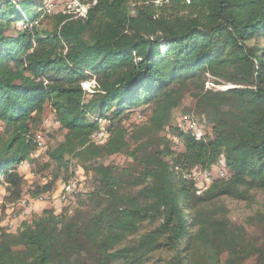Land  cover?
<instances>
[{
	"label": "trees",
	"instance_id": "1",
	"mask_svg": "<svg viewBox=\"0 0 264 264\" xmlns=\"http://www.w3.org/2000/svg\"><path fill=\"white\" fill-rule=\"evenodd\" d=\"M85 3L86 16L73 18L49 14L43 0H0L5 200L22 195L19 166L36 148L30 124L47 107L61 140L45 150L51 179L28 194H50L72 177L73 160L92 171L74 205L0 228V264H264V206L245 224L226 206L264 193V0ZM208 79L229 87L206 88ZM185 96L198 139L171 124ZM141 107L144 123L127 129ZM113 155L126 163L105 165ZM219 160L225 176L199 191L191 169Z\"/></svg>",
	"mask_w": 264,
	"mask_h": 264
},
{
	"label": "rangeland",
	"instance_id": "2",
	"mask_svg": "<svg viewBox=\"0 0 264 264\" xmlns=\"http://www.w3.org/2000/svg\"><path fill=\"white\" fill-rule=\"evenodd\" d=\"M45 2V9L48 10L47 12L49 14H67L72 7L73 3L75 0H43ZM82 2H88V0H81ZM44 25L42 26H47L51 27L50 23H43ZM21 26V25H19ZM94 83L93 81H87L83 83L84 89L91 91L93 89ZM206 88H228V85H215L212 83V79H208V81L205 83ZM193 101L191 97L185 96L182 103L180 106L176 109H174L171 117V124H175L177 119L183 118L188 114L187 111H190L192 109ZM150 113V110L147 107H141L136 110H134L131 115H130V120L128 123L125 125L127 129L133 128V125L138 124L139 126H142L144 123V119L146 116ZM142 122V123H141ZM130 124V125H129ZM173 124V125H174ZM103 125V124H102ZM31 131L35 135H39L42 140H43V145L41 148H38L35 150L31 156L30 159L27 161H24L20 164L19 166V172L23 175V178L25 180V184L23 187V194H28L31 189H33V186L36 183H44L47 182L51 179V172H52V167L50 166L49 168H44L43 165L45 162H47L48 158L46 156V148L48 147H53L56 142L61 140V133L58 129V125L55 122L54 119V113L50 108H46L43 111V114L41 116V121L37 122L35 124H30ZM4 132V127L2 123H0V134ZM132 131L129 132L128 135H130ZM96 142H101L103 141L102 139L94 140ZM174 147L179 149L180 145L176 142H174ZM126 158L123 155H113L109 157L105 161V165L111 164V163H116V164H125L126 163ZM100 163H104L103 161H99ZM96 163V165L100 164ZM221 164H216L212 168L211 171V176L209 178H216L219 177L220 172L222 170ZM71 170L73 171L72 177L68 178L66 181L71 180V179H76L78 180V184L82 186L83 191L90 189L91 184H90V178L92 171L86 172L83 167L81 166L80 162L77 160L71 161ZM191 174L193 179H195V182L198 184V186L205 185L207 184V178H205V173L203 171H200L197 168H192L191 169ZM225 174V173H224ZM61 181H64V178L60 179ZM58 181V180H57ZM57 181L53 187V193H56L59 189V186H57ZM3 193V187H0V194ZM47 202H44L45 205L41 209L43 210L44 208L48 207H53L56 212L62 211L66 205L64 203L60 202L57 197L55 196H48L47 192L44 194H41ZM55 195V194H54ZM226 206L229 209V217L230 219L238 224H245V220L247 219L248 216H251L255 210L259 209L260 207L264 206V193H257L255 195V201L252 204H247L242 201H237V200H226ZM41 210L35 209L34 205L33 207L28 211L26 214L25 218L23 220H28L32 216V214L39 213ZM22 220V221H23ZM19 220L15 221V224H19ZM3 226V225H2ZM5 227V226H4ZM249 234L251 237H257L259 231L258 230H248Z\"/></svg>",
	"mask_w": 264,
	"mask_h": 264
},
{
	"label": "built area",
	"instance_id": "3",
	"mask_svg": "<svg viewBox=\"0 0 264 264\" xmlns=\"http://www.w3.org/2000/svg\"><path fill=\"white\" fill-rule=\"evenodd\" d=\"M48 1V0H46ZM90 7V3L82 2L81 0H75L73 3L72 9L67 12V14L71 15L73 18H84L87 14V11ZM174 131H181L183 133H189L194 138L198 139L200 137V130L197 126V124L189 119L188 117H183L180 119H177L176 123L173 125ZM107 135L104 132L96 133L91 136L92 140H98L102 139L104 140ZM168 137H170L175 143L176 135H173L172 132L168 133ZM33 142L36 146L35 150L38 148H41L43 145L42 138L38 135L33 139ZM34 150V151H35ZM221 164V172L219 177L225 176V167H224V161L219 160L218 164ZM216 166V165H214ZM212 166L210 170L203 171L205 173V178H207V184L198 186V184L195 182V186L199 191L205 189L211 181L214 178H209L211 176ZM45 183V182H44ZM57 186H59V189L56 193H53V191L48 194V196L52 197L55 196L57 199L64 203V205H74L76 203L77 195L83 191V188L81 185L78 184V180L71 179L68 181H61L60 179L57 181ZM55 194V195H54ZM43 203L47 202L46 199L40 195L38 197L32 198L29 194H23L20 198H18L15 201H6L5 200V194H0V228L4 229L5 232H13L21 223V221L25 218L28 211L33 207L35 203ZM19 220V224H15V221ZM3 225V226H2ZM5 226V227H4Z\"/></svg>",
	"mask_w": 264,
	"mask_h": 264
},
{
	"label": "crops",
	"instance_id": "4",
	"mask_svg": "<svg viewBox=\"0 0 264 264\" xmlns=\"http://www.w3.org/2000/svg\"><path fill=\"white\" fill-rule=\"evenodd\" d=\"M4 191V190H3ZM44 205H45V203L43 202V203H35L34 204V208L35 209H39V210H41L43 207H44ZM56 211V210H55Z\"/></svg>",
	"mask_w": 264,
	"mask_h": 264
}]
</instances>
